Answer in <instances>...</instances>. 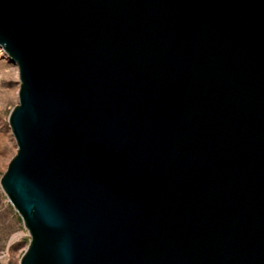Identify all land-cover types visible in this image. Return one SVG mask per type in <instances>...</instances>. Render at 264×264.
Wrapping results in <instances>:
<instances>
[{"label":"water","instance_id":"1","mask_svg":"<svg viewBox=\"0 0 264 264\" xmlns=\"http://www.w3.org/2000/svg\"><path fill=\"white\" fill-rule=\"evenodd\" d=\"M19 264H264V0H0Z\"/></svg>","mask_w":264,"mask_h":264},{"label":"rangeland","instance_id":"2","mask_svg":"<svg viewBox=\"0 0 264 264\" xmlns=\"http://www.w3.org/2000/svg\"><path fill=\"white\" fill-rule=\"evenodd\" d=\"M19 78L16 65L0 48V179L17 152L8 115L18 104ZM23 223L0 187V264H19L29 244Z\"/></svg>","mask_w":264,"mask_h":264},{"label":"bare ground","instance_id":"3","mask_svg":"<svg viewBox=\"0 0 264 264\" xmlns=\"http://www.w3.org/2000/svg\"><path fill=\"white\" fill-rule=\"evenodd\" d=\"M14 64V63H13ZM15 65V64H14Z\"/></svg>","mask_w":264,"mask_h":264}]
</instances>
